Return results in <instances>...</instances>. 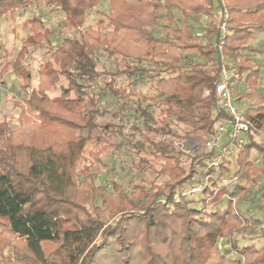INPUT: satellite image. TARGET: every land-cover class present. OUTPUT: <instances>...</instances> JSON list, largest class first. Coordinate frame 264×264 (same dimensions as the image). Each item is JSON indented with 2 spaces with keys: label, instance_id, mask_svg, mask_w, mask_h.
Returning <instances> with one entry per match:
<instances>
[{
  "label": "trees",
  "instance_id": "obj_1",
  "mask_svg": "<svg viewBox=\"0 0 264 264\" xmlns=\"http://www.w3.org/2000/svg\"><path fill=\"white\" fill-rule=\"evenodd\" d=\"M36 1L0 0V16ZM43 1L66 14L75 36L50 48L30 90L28 46L41 35H28L10 64L25 92L17 105L30 123L0 121V264H264V93L255 63L264 47L251 44L264 35V0ZM102 2L111 13L97 14L109 30L104 21L100 30L76 31ZM219 8L229 15L221 53L213 48ZM222 63L240 72L234 104L252 124L223 146H236L234 172L224 152L207 146L229 123L216 110ZM149 83L151 96L143 93ZM107 115L117 125L100 126ZM113 127L120 142L111 139ZM108 148L126 151L141 177L148 168L150 187L122 185L86 165L87 155L102 164ZM110 184L128 206L105 223L89 207L101 216ZM196 185L201 209L183 195ZM247 231L263 240L260 248L239 245ZM14 236L21 247L11 246ZM220 239L228 240L225 254L215 248Z\"/></svg>",
  "mask_w": 264,
  "mask_h": 264
},
{
  "label": "rangeland",
  "instance_id": "obj_2",
  "mask_svg": "<svg viewBox=\"0 0 264 264\" xmlns=\"http://www.w3.org/2000/svg\"><path fill=\"white\" fill-rule=\"evenodd\" d=\"M95 10L88 15L87 22L82 26H78L76 28V31L85 34L90 28L93 31L100 30L99 24L104 23V21H106V18L105 16L103 17L97 14V11H103L104 14L108 15L111 13V7L108 4H104L102 2L95 7ZM67 21L68 19L66 14L63 13L60 10V8H57L54 5L46 3L43 0H37L36 2L29 5L26 9L16 11L15 14L13 15L0 16V121L7 120L15 128L16 127L18 128L21 122H25L27 124L30 123L29 120L27 119V117L29 116L27 117L22 116V109L19 105H17V104H23V96H25V92L21 88L22 80L17 77L13 66H11L10 64L16 59L19 50L21 49L22 45L25 44L26 37L28 35L34 34L35 32L39 33L41 36L38 37V41L28 46L30 49H29V55L27 57L28 60L27 64L29 65L27 68L33 73L34 76L32 86H29L28 90H30L31 87L37 86L39 66L45 63L49 59L50 48L60 43L64 37L75 36V31L72 30L70 31L67 28L68 25H65L67 24ZM27 23L29 24V26ZM207 24L208 21L203 19L202 24L200 26L202 25L206 26ZM108 27L109 26L106 21L105 23L106 31L109 30ZM46 32H50V35L47 38L44 36V33ZM251 44L256 48H259L260 46L264 47V35H261L258 38L254 39L253 41H251ZM5 49H7L5 51L7 55H3ZM262 51L263 52H259L258 55L256 56L255 63L258 65V67L262 69L261 85L264 93L263 48ZM99 58H101V55ZM101 60L103 61L104 59L101 58ZM7 61L10 62L8 63V65L10 66H8V69L6 70L5 65ZM202 63H205V61H202ZM208 66L209 68H211L210 65ZM153 75L154 73L151 74V76ZM163 76H166V74H163ZM240 85L241 82L238 84L236 89L239 88ZM144 92L149 94V96L155 93V90L151 87V83H149L145 88H143V93ZM60 93L61 90H57V91H53L51 95L59 96ZM159 113L160 112L157 110L156 115H159ZM107 122H110L114 125H117L118 123L110 115L101 117L98 120V124L100 126L104 125ZM113 128L115 131L111 139L114 143L120 142L121 139L119 137L118 129L117 127H113ZM172 128L176 130L174 126ZM178 130L180 131L181 129ZM125 132L129 133L130 130ZM261 133L260 136L263 137L264 135H262ZM243 136H241L240 139L243 138ZM231 139L232 138L228 133L220 135L218 145L216 146V153L217 154H221L222 152L225 153L226 159L232 163L231 171L234 172L237 169V166L235 164L236 155H237L236 146L235 144H230L226 151L223 150V146L225 144H228V142ZM114 150H115L114 148H108V150L101 155L102 164L95 163L94 159L90 155H87L89 162L88 161H84V162L94 171H98V173L103 177L107 175H113L118 177V179L120 180L119 182H121L122 185L123 184L125 185V183L127 185L133 181L138 184H143L145 188L150 187L147 184H149L151 180L154 181L155 179V176L151 177L147 172L148 170L147 163H151L149 161L151 159L149 157H145L144 154L142 155V158H145L144 160L148 158V162H144L143 164H141V168L142 167L147 168L145 171L146 173L143 172L145 173V175L141 177L142 174L139 175L140 172H138L134 168V165L132 163L133 159L127 156L126 151L117 152L116 150L115 151ZM229 153H231V155H229ZM221 160L223 161V159ZM137 163H140V161L138 160ZM144 179L145 181H143ZM197 186L199 185H196V187ZM113 187L114 186L110 184V188H108L110 190V196H111L110 204L104 205V207L99 206L101 216L98 213H96L93 207L91 208L89 207V212L92 214V217L99 216L101 218L100 220H102L105 223L116 222L120 215H118V217L115 218H113L112 216L118 211H126L127 209L126 205L128 206V201L122 202V198L120 197L119 191H117ZM201 198H202V194H200V191L197 194H195L194 197L192 198L194 202L193 207L195 209H201V206L197 203ZM237 241L240 246L253 245L257 248H260L263 244V240L260 238H254V236L251 234L250 231H247V234L245 233L237 236ZM22 242H23L22 239H20L17 236H14L11 239V246H14L15 248H18L19 246L21 247ZM215 248L217 250L219 248L220 252L222 254H225V251L229 249L228 240L220 239L219 242H217ZM8 253L9 251L7 250L5 254L7 255ZM230 256L237 259V256L233 252L231 253Z\"/></svg>",
  "mask_w": 264,
  "mask_h": 264
},
{
  "label": "built area",
  "instance_id": "obj_3",
  "mask_svg": "<svg viewBox=\"0 0 264 264\" xmlns=\"http://www.w3.org/2000/svg\"><path fill=\"white\" fill-rule=\"evenodd\" d=\"M220 21L218 26L220 35L214 42L213 48L221 53L223 51L225 37L227 35V21L229 15L227 10L219 8V15L216 16ZM207 18V17H204ZM201 41L205 42V39L201 38ZM241 79L240 72L232 66L222 63L218 69L217 77L215 81V91L218 97V103L216 110L218 113L224 112L228 118L229 123L226 126H221L216 137L207 143L209 148H213L218 145L219 136L228 133L232 139H240L241 136L249 132L252 124L242 115L239 109L234 104V92ZM202 186H193L190 190L183 193L184 196H194L201 191Z\"/></svg>",
  "mask_w": 264,
  "mask_h": 264
},
{
  "label": "crops",
  "instance_id": "obj_4",
  "mask_svg": "<svg viewBox=\"0 0 264 264\" xmlns=\"http://www.w3.org/2000/svg\"><path fill=\"white\" fill-rule=\"evenodd\" d=\"M18 11H19V10H18ZM14 14H15V13H14ZM3 16H7V15H3ZM25 28H26V27H25ZM6 50H7V49L4 50V55H7V54L5 53Z\"/></svg>",
  "mask_w": 264,
  "mask_h": 264
}]
</instances>
